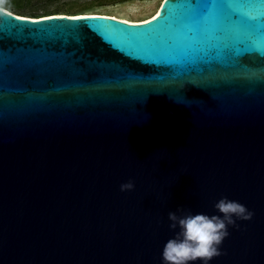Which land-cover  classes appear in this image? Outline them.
<instances>
[{
  "label": "water",
  "instance_id": "obj_1",
  "mask_svg": "<svg viewBox=\"0 0 264 264\" xmlns=\"http://www.w3.org/2000/svg\"><path fill=\"white\" fill-rule=\"evenodd\" d=\"M178 11L164 0L124 23L0 6V264H162L168 212L213 214L224 196L254 215L211 264H264V84L172 46Z\"/></svg>",
  "mask_w": 264,
  "mask_h": 264
},
{
  "label": "snow or ice",
  "instance_id": "obj_2",
  "mask_svg": "<svg viewBox=\"0 0 264 264\" xmlns=\"http://www.w3.org/2000/svg\"><path fill=\"white\" fill-rule=\"evenodd\" d=\"M165 2L167 4L169 0ZM174 2L179 4V11L175 17L176 34L169 38L172 46L180 44L198 46L204 56L221 57L226 65L237 70L238 75L264 84V21L257 17L254 7L257 2L264 3V0H174ZM7 15L11 13H5V16ZM89 18L93 17H67ZM35 22L38 21L34 20L33 23ZM9 23L0 19V39L3 38L4 32L9 31L7 27ZM104 27L100 26L101 29ZM245 58H254V62H249Z\"/></svg>",
  "mask_w": 264,
  "mask_h": 264
},
{
  "label": "clouds",
  "instance_id": "obj_3",
  "mask_svg": "<svg viewBox=\"0 0 264 264\" xmlns=\"http://www.w3.org/2000/svg\"><path fill=\"white\" fill-rule=\"evenodd\" d=\"M135 189L129 179L120 184L121 191ZM216 213L193 212L184 205L168 212L174 235L165 241L162 264H211L222 253L223 241L230 235L229 226L238 219H251L254 212L239 200L221 197L214 203Z\"/></svg>",
  "mask_w": 264,
  "mask_h": 264
},
{
  "label": "rangeland",
  "instance_id": "obj_4",
  "mask_svg": "<svg viewBox=\"0 0 264 264\" xmlns=\"http://www.w3.org/2000/svg\"><path fill=\"white\" fill-rule=\"evenodd\" d=\"M163 0H0V5L17 14L45 17L47 14L102 12L146 20ZM34 18V17H33Z\"/></svg>",
  "mask_w": 264,
  "mask_h": 264
},
{
  "label": "bare ground",
  "instance_id": "obj_5",
  "mask_svg": "<svg viewBox=\"0 0 264 264\" xmlns=\"http://www.w3.org/2000/svg\"><path fill=\"white\" fill-rule=\"evenodd\" d=\"M163 1L159 4L157 10L151 15V17L156 16L159 13V10H160V7H161ZM3 8L4 9H7L5 7H3ZM7 10H9V9H7ZM9 11H11V10H9ZM83 14H103V15H108V16H113V17H116V18H120V19L129 21V22H142L141 20H131V19L126 18V17H121V16H117V15H114V14H108V13H102V12H81V13H75V14L74 13L73 14H68V13H53V14H47L45 16H50V15H71V16H74V15H83ZM17 15H20V16H23V17L24 16L25 17H30V18H33V17L34 18H39V16L38 17L37 16H27V15H23V14H17ZM151 17H149L148 19H150Z\"/></svg>",
  "mask_w": 264,
  "mask_h": 264
},
{
  "label": "trees",
  "instance_id": "obj_6",
  "mask_svg": "<svg viewBox=\"0 0 264 264\" xmlns=\"http://www.w3.org/2000/svg\"><path fill=\"white\" fill-rule=\"evenodd\" d=\"M1 6V5H0ZM2 7V6H1Z\"/></svg>",
  "mask_w": 264,
  "mask_h": 264
}]
</instances>
